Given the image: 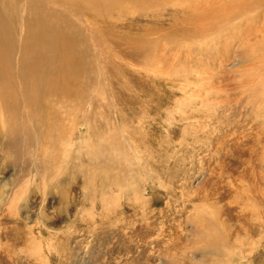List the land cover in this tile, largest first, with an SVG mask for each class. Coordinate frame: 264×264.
<instances>
[{"label": "rangeland", "instance_id": "rangeland-1", "mask_svg": "<svg viewBox=\"0 0 264 264\" xmlns=\"http://www.w3.org/2000/svg\"><path fill=\"white\" fill-rule=\"evenodd\" d=\"M193 1L92 24L111 47L92 56L110 106L93 119L86 103L88 121L85 99L62 104L63 185L20 177L0 132V264H264V4ZM125 34L141 60L124 59ZM120 134L136 173L121 162L94 175Z\"/></svg>", "mask_w": 264, "mask_h": 264}, {"label": "bare ground", "instance_id": "bare-ground-1", "mask_svg": "<svg viewBox=\"0 0 264 264\" xmlns=\"http://www.w3.org/2000/svg\"><path fill=\"white\" fill-rule=\"evenodd\" d=\"M191 1L194 2L193 0H0V132L5 137L1 145L9 146L13 151L9 153L11 159L21 164L19 168L21 171H18L20 177L29 176L41 181L47 179L42 187L46 191L55 183L61 182L63 185L67 176L62 172V164H56L59 162L58 145L60 142L63 143L66 132L64 118L59 119L62 104L66 102L67 105L72 106L74 101L85 99L82 110L76 111V114L83 112V119L88 121L89 115L84 110L86 103L93 113V119L104 115L110 106L109 100L107 105H103L106 100L101 91L103 84H100V81L93 82L96 81L101 70L100 66H95L93 63V57L95 54L102 63L100 55L103 49L106 47L109 53L111 47L109 49V44L102 39L103 37L100 39L96 37L93 31L96 29L92 24L99 22L101 24L105 19L109 22V29H112L115 27L112 18H109L111 12L118 11L119 14L129 11L134 14L148 8L153 9L158 5L162 7L165 4L176 5V3L187 10L191 8ZM259 4L263 6L264 0H244L246 9L255 10ZM225 8H222L221 13H225ZM215 13L221 14L218 10ZM90 15L94 17L91 18ZM81 16L88 19L83 20ZM240 16H243V13ZM185 34L184 36L187 35ZM121 36V42L130 43L127 34ZM128 50L130 53H126L124 58L126 61L135 58L139 61L142 58L141 53L145 52L144 48L138 47L137 44H131ZM110 55L111 58L114 57L111 51ZM146 60L147 58L144 59ZM157 60L149 61L156 64ZM93 74H95L94 79ZM99 94L104 98L103 103L97 101ZM120 112L122 111L117 109L114 112L119 123H121ZM75 117L74 125L71 127L74 133L75 125L79 123L77 115ZM72 134L67 137L69 146H72L69 141ZM121 137V147L116 144L108 153L99 154V159L102 160L98 165L95 163L94 175L101 174L105 169H111L112 165L121 162L128 165L124 169L126 176L136 173V171H128L134 159L127 152H134L133 142L127 140L125 134ZM123 143L127 152L123 148ZM71 151L69 149V152ZM35 163L38 168L33 166ZM88 177L93 178V175ZM119 184L120 181L108 182L100 179L97 186L100 185L98 188L101 189L119 188ZM85 188L88 189L87 186ZM125 204L128 206L131 202L127 201Z\"/></svg>", "mask_w": 264, "mask_h": 264}]
</instances>
